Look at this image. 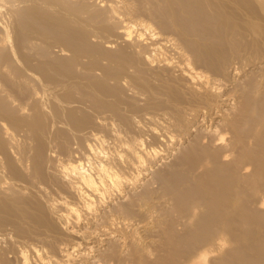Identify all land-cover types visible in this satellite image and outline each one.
<instances>
[{
  "label": "bare ground",
  "instance_id": "1",
  "mask_svg": "<svg viewBox=\"0 0 264 264\" xmlns=\"http://www.w3.org/2000/svg\"><path fill=\"white\" fill-rule=\"evenodd\" d=\"M125 1L0 0V31L6 29L2 26L6 15L10 20L20 18L9 32L18 54L8 51L10 39L4 32L6 36L0 37V233L10 236L8 245L7 240L0 242V264H85L86 250L95 249L74 251L86 240L130 245L133 264H264V216H258L264 215V201L254 200L256 206L253 202L256 192H264V85L262 81L248 85L249 79L242 77L245 82L238 81L250 64H264V0ZM156 25L163 32L156 31ZM173 30L175 39L163 36L166 31L174 34ZM147 31L151 36H146ZM110 45H116L115 50ZM123 83L149 94L157 107L175 112L173 124L179 134L159 136L167 145L206 124L205 132L213 137L210 145L193 143L195 148L185 153L188 156L176 159L178 164L184 162L177 176L168 175L169 180L176 179L175 184L166 183L170 188L165 196L172 200L165 199L170 203H156L148 193L149 183L148 191H139L136 197L131 193L126 204L109 203L123 196V188H135L145 171L128 176L115 170L110 159L102 160L107 154L100 147L107 139L99 135L100 128L104 132L109 127L92 119H101L102 112L109 110L111 119L119 118L126 126L128 119L119 108L125 100ZM243 100L246 104L240 109ZM94 107L107 110L96 108L101 112L97 117L90 113ZM186 111L194 113L195 129L185 123ZM141 143L127 147L123 162L128 167L145 168L150 157L163 156L161 150ZM98 159L99 165L89 170ZM245 164L253 168L251 174L248 167L237 172ZM155 193L157 198L163 192ZM64 194L74 201L60 197ZM58 207L60 213L55 211ZM149 212L157 214L158 220L151 223L160 230L157 247L162 253L158 257L152 253L156 261L146 249L149 245L131 241L135 227L141 228ZM136 218L145 222L135 226L131 221ZM81 222L85 229L78 228ZM176 226L186 231L179 228V232ZM229 232L236 241L229 240ZM61 234L79 237L83 243L73 244ZM116 251L107 250L103 260L99 253L98 260L90 263L106 264L109 257L122 264Z\"/></svg>",
  "mask_w": 264,
  "mask_h": 264
},
{
  "label": "rangeland",
  "instance_id": "2",
  "mask_svg": "<svg viewBox=\"0 0 264 264\" xmlns=\"http://www.w3.org/2000/svg\"><path fill=\"white\" fill-rule=\"evenodd\" d=\"M110 1V0H109ZM127 2V3H126ZM131 3L130 2V0L128 1V0H126L125 1V3L126 4H129V3ZM8 17V18H7ZM10 18V16H8V15H6V18H4V22L6 23L5 25L7 26H5V25H2L3 27H5L6 29H5V31H2V29H1V31H0V37L2 36V37H5L6 35L9 37L7 40L9 41V39H10V41H9V44L7 43V49H8V51H10V53H16V54H18V48L15 46V43H14V37L13 36H9L10 34H9V32H12V31H14V28H15V26H16V21L18 22V19H20L19 17H16V18H11V20L9 19ZM8 19V20H7ZM13 19H14V21H13ZM139 19H141V20H144V21H148V23L149 22H151L150 20H148L146 17H142V18H139ZM152 24H153V22H152ZM12 30H11V29ZM155 28V27H154ZM157 28H158V26L156 25V31H162V30H160L159 28V30H157ZM174 31V30H173ZM1 32H4L6 35H3V33L1 34ZM148 32V33H147ZM146 32V36H148L149 37V35L151 36V32L150 31H147ZM150 32V33H149ZM163 32V31H162ZM161 32V33H162ZM169 32V33H168ZM175 32L176 31H174V34H173V32L172 31H166V33L164 32L163 33V36L164 37H167L169 40H173V38L175 39L176 38V34H175ZM167 34V35H166ZM166 35V36H165ZM96 42V41H95ZM13 43V44H12ZM102 44H104V40H103V43ZM10 46V47H9ZM14 46V47H13ZM112 46L113 47H115L116 48V45H110V47L112 48ZM13 47V49H11ZM6 48V47H5ZM3 49L4 51H6V49ZM110 48V49H111ZM115 48L113 49L112 48V50H115ZM11 49V50H10ZM15 50H16V52H15ZM171 50V49H170ZM170 50H169V52H170ZM172 51V50H171ZM34 52V51H33ZM173 52H170L169 53V55H171ZM15 54V55H16ZM171 56H174V53H173V55H171ZM264 59V58H263ZM263 59H260L261 61L263 60ZM260 60H258V61H260ZM257 61V60H256ZM264 61V60H263ZM248 62V61H247ZM246 62V63H247ZM251 65H253V64H250L249 66H248V68H246V70H245V72L240 76V78H239V83H243V82H245V80H248V82H246V84L248 83V85L249 84H253V83H255L256 84V82L258 83H262L263 82V85H264V74H263V68L262 69H260V70H262L261 72L259 71V67L261 66H263L264 67V64L263 65H253V66H251ZM258 67V68H257ZM254 68V69H253ZM255 68H257V69H255ZM251 70V71H250ZM256 70H257V72L259 73V74H261L262 73V75L261 76H263V77H261L257 72H256ZM253 71H255L254 73H253ZM251 73H253L252 75H251ZM256 75V77L254 76V78H253V75ZM245 75H246V77H245ZM258 75L260 76V77H258ZM249 76V77H248ZM243 79H245V80H243ZM261 78V79H260ZM241 79H242V82H241ZM256 79V80H255ZM257 79H259V81L257 80ZM251 81H253V82H251ZM262 81V82H261ZM237 82V81H236ZM235 82V83H236ZM181 83V82H180ZM238 82H237V84L236 85H238L239 84ZM126 83H123V85L126 87V86H128V89H126V88H124L123 87V85H122V87H121V89H122V91H123V96H124V99L126 100V102H125V100H122L123 102V104L122 103H119V108H120V110H121V112L122 113H124V115H122V116H125V114H126V116H125V118H124V120H126V119H128L127 121L129 122V123H127V121H125L126 122V126H125V124H124V122H123V120H121L122 122L120 123V119L119 118H116L115 116H114V114H113V117H115L117 120H115V119H111L112 118V115L110 114V113H108L109 112V110H107V109H105V108H101V107H98V108H101V112H102V110H107L108 112H107V114H105L104 112H102V117H101V119H100V117L97 119L96 117H95V119L93 118H91L93 121H99V120H102L101 121V123H103L104 125H105V123H106V126H107V128L108 129H104V132H102L103 130V128H100L101 129V133H99V130L97 129V132L99 133V135H103V134H105L106 136H104L105 138H103V139H107V142L105 143V142H103V146L102 147H100L101 149H102V151L104 150V153L105 154H107V155H104V153L102 154V155H104V156H102L101 158H102V160L104 161V162H106V161H108L109 159V162H110V164H111V166L115 169V170H122V171H126L127 173L126 174H128V176H138L140 173L139 172H141L142 170H147L148 172H145L144 171V175L143 174H140L139 175V177H138V184L136 185V186H138V187H136L135 186V188H133L132 190H131V187H125V188H123L122 190V192L124 193L123 194V196L121 197V198H113L114 200L111 202V201H109V203H111V205L112 206H120L121 204H126V201L128 200H130V199H127L126 200V198H129V197H136L137 195L136 194H140V193H142L141 191L142 190H144L145 192L146 191H148L147 190V186H148V188H150L149 186L151 185V189L149 190V192L148 193H150L151 195H152V199L154 200V201H156V203L158 202V201H160V202H164L165 203V201L166 202H168V200H172L171 199V197L170 196H165V193L164 192H166L167 191V189H168V187L170 188V186H168L169 184H167L166 185V183L167 182H172V184H175V183H173V182H175V180H169V176L170 177H172V179L174 178L173 176H177L178 174H179V165L180 164H182L181 162L183 161V160H181L180 161V164H178V162H177V160L176 159H178V161H179V159H182V156H188V154L190 153V152H188V150L190 149L191 150V148L193 149V148H195V146H197V144H202V145H204V144H208V145H210L211 143H209V142H211L212 141V139H213V137H211L209 134H207L205 131H208L209 129L207 128V127H205L206 125H204V126H201V128L199 129L198 128V132H196V131H194V132H196V133H194V132H192V133H187V134H185L184 136L181 134L180 135V137L182 136V139L181 138H179L178 139V141L176 140H174V144H169V145H167V143H166V141L163 139L162 140V137L160 138L159 136L160 135H162L163 134V132L165 133V134H168L169 133V135H178L179 134V131L177 132L176 131V129H175V127H174V117H175V112L173 113L172 111H170V110H167L166 108L165 109H163L164 107H157L156 105H155V103L154 102H152L148 97H147V95L149 96V94H145V93H142V92H140L139 90V92L137 91V89L135 88L134 89V87H133V85H128L129 83H127L126 85H125ZM131 86H132V88H131ZM238 86H245V84H240V85H238ZM264 87V86H263ZM126 89V91H124ZM130 90H132V91H130ZM134 90V91H133ZM137 91V92H136ZM132 92H134L133 94H132ZM126 93H128V95L126 94ZM142 93V94H141ZM131 94V95H130ZM145 94V95H144ZM126 95L128 96V98L126 97ZM141 95H142V97H141ZM132 97V98H131ZM141 97V98H140ZM129 98H130V100L131 101H129ZM250 98V97H249ZM147 99H148V101H147ZM161 99H162V97H161ZM164 99H167V98H165V96H164V98H163V100ZM106 101H108L107 99H105ZM247 100V99H246ZM246 100H243L242 101V104H241V106H240V109L243 107V105L244 104H246ZM109 101H111V98L109 99ZM245 101V102H244ZM154 103V104H153ZM247 103H248V101H247ZM136 105H138L137 106V108H136ZM133 106V107H132ZM245 106V105H244ZM139 107V108H138ZM146 107V108H145ZM149 109H148V108ZM182 107H184V105H182ZM92 108V107H91ZM97 108V107H96ZM95 107L93 108V109H90L89 111H90V113L92 112V113H94V115H96V114H98L99 113V116L101 115V112L99 111H96L97 109H96ZM160 110H159V109ZM138 111H137V110ZM142 109H144V110H142ZM95 110V111H94ZM146 110V111H145ZM149 110V111H148ZM152 110H153V112H152ZM165 110V111H164ZM166 110L169 112H166ZM159 111V112H158ZM98 112V113H97ZM144 112H146V113H144ZM189 111H186V113H183L182 114V116H183V118H184V120H185V123L187 124V125H190L189 126V128L190 127H192L194 124H195V122H197L196 121V118L194 117V113H192L191 114V112L190 113H188ZM91 113V114H92ZM132 113V114H131ZM190 114V115H189ZM94 115H92V116H94ZM104 115V116H103ZM108 115V116H107ZM110 115V116H109ZM168 115V116H167ZM184 115H185V117H188V119L187 118H185L184 117ZM97 116V115H96ZM130 116V117H129ZM133 116V117H132ZM166 118H165V117ZM170 116H171V118H170ZM98 117V116H97ZM108 117V118H107ZM126 117H128V118H126ZM135 117V118H134ZM190 117H192V118H190ZM121 118V117H120ZM106 119V120H105ZM109 119V120H108ZM130 119V120H129ZM132 119V120H131ZM172 119V120H171ZM111 120H113V122L111 121ZM168 120H169V123H168ZM106 121V122H105ZM132 121H133V123H132ZM187 121H188V123H187ZM192 121V122H191ZM114 122H115V124H114ZM171 122V123H170ZM107 123H109V124H107ZM113 125H112V124ZM119 123V124H118ZM123 123V124H122ZM132 123V124H131ZM135 123V124H134ZM118 126H117V125ZM127 124L129 125V127H130V129L129 128H126V127H128L127 126ZM171 124V125H170ZM193 124V125H192ZM122 125V126H121ZM117 126V127H116ZM121 126V127H120ZM134 126V127H133ZM167 126V127H166ZM112 127H113V129H112ZM195 125H194V127H193V129H195ZM117 128V129H116ZM124 129V132H122V129ZM112 129V130H111ZM120 129V130H119ZM132 129H135V130H132ZM138 129V130H137ZM201 129H204V131H202ZM111 130V131H110ZM114 130V131H113ZM128 130V131H127ZM152 132H151V131ZM155 130V131H154ZM201 130V131H200ZM106 131V132H105ZM113 131V132H112ZM116 131H119V132H116ZM151 133H150V132ZM160 131V132H159ZM201 133H200V132ZM108 132V133H107ZM121 132V133H120ZM126 132V133H125ZM156 132H157V134H159V135H157L156 134ZM162 132V133H161ZM168 132V133H167ZM133 133V134H132ZM152 133H155L156 135H154L153 136V138L151 137V135H152ZM204 133H205V135H204ZM110 136H109V135ZM122 136H120V135ZM126 134L128 135V137L126 136ZM136 134V135H135ZM151 134V135H150ZM101 135V136H102ZM207 135V136H206ZM209 135V136H208ZM114 136V137H113ZM126 136V137H125ZM132 136V137H131ZM141 136H143L142 137V139H143V142L141 143ZM116 137V138H115ZM121 137V138H120ZM130 137V138H129ZM110 138V139H109ZM112 138H114L113 140H115V143H114V141L112 140ZM127 138V139H126ZM128 138L130 139V140H128ZM138 138V139H137ZM152 138V139H151ZM158 139V140H156V139ZM212 138V139H211ZM117 139H118V141H117ZM122 139H124V140H122ZM135 139V140H134ZM155 139V140H154ZM104 140V141H105ZM111 140V141H110ZM155 141V143H153L154 141ZM180 140V141H179ZM206 140V141H205ZM108 141H109V143H108ZM113 141V142H112ZM123 141V142H122ZM129 141V142H128ZM133 141H134V143L136 142V141H139L141 144H143V147H145V148H150V147H155L156 149H158V150H161L160 151V153H164L163 154V156H162V154L160 155V157H158L157 159H155L153 156L152 157H150L149 158V161H147V162H145V164H147V165H145L146 167L145 168H140V167H138L137 166V168L135 169H133V168H131L130 166L128 167V165L127 164H125L124 162H123V160L125 161V159L128 157V155H127V147L128 146H132L134 143H133ZM150 141V142H149ZM161 141H165V142H161ZM193 141H195V142H193ZM119 142H121V143H119ZM125 142V143H124ZM161 142V143H160ZM29 143H30V141H29ZM107 143H108V145H107ZM116 145H114V144ZM133 143V144H132ZM195 144V146H194V144ZM125 144V145H124ZM127 144V145H126ZM132 144V145H131ZM145 144V145H144ZM164 146H163V145ZM191 144V145H190ZM179 145H181V146H179ZM98 146V145H97ZM150 146V147H149ZM167 146V147H166ZM170 146V147H169ZM194 146V147H193ZM74 147H76L75 145H73V148ZM165 147V148H164ZM179 147H180V149H179ZM160 148V149H159ZM186 149H187V151H186ZM180 150V151H179ZM163 151V152H162ZM182 151V152H181ZM112 152V153H111ZM169 152V153H168ZM186 152H188V154H185ZM111 153V154H110ZM173 153V154H172ZM176 154V157H175V154ZM180 153H182V154H184V155H182V154H179ZM113 157H112V156ZM178 155V156H177ZM121 157V158H118L119 159V161H118V159H116L117 157ZM115 157V158H114ZM64 158V157H63ZM62 158V159H63ZM112 158V159H111ZM160 158V159H159ZM65 160H66V158H64ZM63 159V160H64ZM155 160V161H153V160ZM159 159V160H158ZM101 159H98V160H94L93 162L94 163H92L93 165H89L88 166V169L89 170H93V168L94 167H97V164L99 165V161H102ZM106 160V161H105ZM121 160V161H120ZM127 160V159H126ZM175 160V161H174ZM115 161V162H114ZM167 161H168V163H167ZM170 161V162H169ZM108 162V163H109ZM121 162V163H120ZM123 162V163H122ZM150 162V163H149ZM154 164H153V163ZM173 162V163H172ZM176 163V165H178L177 166V168L175 167L176 165H174L175 163ZM184 162V161H183ZM118 163V164H117ZM152 163V164H151ZM166 163V164H165ZM171 163V164H170ZM245 163V162H244ZM119 164L121 165L120 167H119ZM247 164V163H246ZM246 164H245V166H243V168H236V170H238L237 172H245V170H244V168H246L247 169V167H248V165H247V167H246ZM95 165V166H94ZM150 165V166H149ZM152 165V166H151ZM242 165H244L243 163H242ZM242 165H240V166H238V167H242ZM91 166H94V167H92L91 168ZM174 166V167H173ZM127 167V168H126ZM144 167V166H143ZM165 167H166V169L167 170H165ZM173 167V168H172ZM251 166H249L248 167V169H249V174H251V170L253 171V168H250ZM119 168V169H118ZM131 170H130V169ZM170 168V169H169ZM176 168V170H174ZM139 169V170H138ZM251 169V170H250ZM133 170V171H132ZM161 170V171H160ZM170 170V171H169ZM173 170V171H172ZM178 170V171H177ZM158 172V173H157ZM161 172H162V175H161ZM166 172H168V173H166ZM133 173V174H132ZM138 173V174H137ZM146 173V174H145ZM148 173V174H147ZM160 173V174H159ZM174 173V174H173ZM131 174V175H130ZM172 174H173V176H172ZM246 174V173H245ZM169 175V176H168ZM140 176L142 177V178H140ZM168 177V178H167ZM166 178V179H165ZM153 179V180H152ZM168 179V180H167ZM151 181V182H150ZM157 181V182H156ZM169 182V183H170ZM146 183H149L150 185H148V184H146ZM143 184V185H142ZM154 184V185H153ZM178 184V183H177ZM170 185H171V183H170ZM144 186V187H143ZM168 186V187H167ZM173 186H176V187H179L178 185H173ZM142 187H143V189H142ZM156 187H158V188H156ZM172 187V186H171ZM156 188V189H155ZM138 190V191H137ZM160 191V194L161 195H164V196H161V195H159L158 194V196H159V199H157L158 198V196H157V198H156V193H159V192H156L155 193V191ZM161 190H162V192H161ZM164 190V191H163ZM166 190V191H165ZM169 190V189H168ZM252 190V189H251ZM250 190V191H251ZM139 191H140V193H139ZM143 191V192H144ZM127 193V194H126ZM132 193V194H131ZM147 193V194H148ZM259 193V194H258ZM133 195V196H131V195ZM264 194V192L262 193L261 191L259 192H256V195H255V197H253V198H255V199H253V202H254V206H256V203H257V201L259 200V203L260 202H263L264 201V197L262 198V195ZM127 195H128V197H127ZM136 195V196H135ZM161 196V197H160ZM264 196V195H263ZM60 197H66L67 198V200L68 201H72L69 197H68V195L67 194H64L63 196L61 195ZM162 197H164V198H162ZM66 198H65V200H66ZM164 200L165 198H168V200L167 199H165L164 201L162 200V199ZM123 199H124V201H123ZM258 199V200H257ZM261 199V200H260ZM117 200V201H116ZM126 200V201H125ZM254 200H257L256 202L254 201ZM263 200V201H262ZM74 201V200H73ZM178 201V200H177ZM118 202H121L120 204H117ZM123 202V203H122ZM172 202V201H171ZM179 202V201H178ZM168 203H170V201L168 202ZM172 204V203H171ZM166 205H168L167 203H166ZM169 206H170V204H169ZM105 208V207H104ZM104 208H102V209H104ZM106 210H108V209H111V206H109V207H107V208H105ZM60 211V208L58 207V208H55V211ZM58 211V212H59ZM60 213V212H59ZM150 213V214H149ZM148 214H147V216H146V218L148 217V219H146L145 221H143L142 219H137L136 218V222L138 223H136L135 221H131V223L133 224V225H140V221L142 220V223H144V224H142V226H141V228L139 227V226H136L135 228H137L136 230H138V232L135 230V232L132 234V236L134 237V238H132L131 239V241H135V243L137 244V245H141L142 243V245L141 246H144V245H149V247L150 248H148V246H147V250L149 251V253H150V258H151V260H153L154 259V257L156 256V257H158L162 252H161V249L159 250L158 249V247H157V241H159V239H160V234L158 233V231H157V229L159 230V226L158 225H155L154 224V222L153 223H151L152 221H154V220H158L157 219V214H155L154 212L152 213V212H149ZM150 215V216H149ZM151 215H153V217L151 216ZM156 215V216H155ZM154 216H155V218H154ZM258 216H260L261 217V219H263L262 218V216H264V215H258ZM152 217V218H151ZM154 218V219H153ZM150 219H151V221H150ZM161 219V218H160ZM149 220V221H148ZM147 221H148V223H147ZM133 222H135V223H133ZM150 222V223H149ZM56 224L57 225H59L60 224V221H56ZM147 224H149V226L147 225ZM153 224V225H152ZM81 225L82 226H87L86 224H84V222H81V224L78 226V228L79 229H85L84 227H81ZM143 225H144V227H143ZM155 225V226H154ZM60 226V225H59ZM151 226V227H150ZM153 226V227H152ZM81 227V228H80ZM145 228V227H148L149 228V230L146 232V231H144L143 230V228ZM176 227H178V226H176ZM183 227V226H182ZM181 226L180 227H178L177 229H178V231L180 232V230H181V232H185L186 231V228H184L183 230L184 231H182V228ZM139 228V229H138ZM179 228H180V230H179ZM152 229H154V230H152ZM156 229V230H155ZM152 230V231H151ZM1 231V230H0ZM8 231V230H7ZM151 231V232H150ZM153 231H156V232H154V233H157L156 235L153 233ZM160 231V230H159ZM64 232V231H63ZM145 232V233H144ZM149 232H150V234H152L153 236H150V234H149ZM6 233V231L5 232H2V234L0 235L1 237H0V242L2 243V244H6L4 241H6L7 240V244L6 245H8V243L10 242V236H2L3 234H5ZM8 233V232H7ZM131 233V232H130ZM136 233H138L137 235H136ZM147 233L149 234L148 236H150L151 238H148V236H147ZM140 235H141V237H140ZM143 235H145V236H143ZM233 235V234H232ZM69 237V239L71 238V242L73 241V244L74 243H77V241L78 242H82L83 243V241L81 240V238H79V237H74V236H71V235H69L68 236V234H64V235H62L61 234V237H63L62 239H65L66 238V240H69L67 237ZM71 236V237H70ZM131 236V237H132ZM147 236V237H146ZM139 237V238H138ZM145 237V238H144ZM154 237H156V238H153ZM229 240H231V238H235V236H233V237H231V234H230V232H229ZM143 238H144V240H143ZM149 239L148 241H147V239ZM158 238V239H157ZM233 238V240L234 241H236L237 240V238H235L234 239ZM4 239V240H3ZM134 239V240H133ZM141 239L144 241V242H142L141 241ZM2 240V241H1ZM80 240V241H79ZM130 241V242H131ZM139 241V242H138ZM140 241H141V243H140ZM149 241H151V242H149ZM154 241V242H153ZM233 241V243L236 245V242H234ZM108 242V241H107ZM149 242V243H148ZM152 242H153V244H152ZM232 242V241H231ZM0 243V247H1V244ZM86 243H90L89 245H86ZM86 243H85V241H84V243L81 245V243H80V246L77 248V251H74V254H78V251H82L83 252V248L85 247V248H90V247H92V250L93 249H95L94 251H89L88 250V252H87V250L84 248V250H86V252H85V256H86V258L84 257V259L86 260V262H83V263H85V264H92V262H96L98 259H97V257L99 256V253H100V257H101V259H102V257L104 258V257H106V255L105 256H103L104 255V253L106 254V253H108V252H110L111 251V253L112 254H114L113 252H114V250L116 251V252H118V253H115V254H118L119 256H121L120 258L122 259H124V261H126V262H124L123 260H121L120 259V261L122 262V264L124 263V264H133L134 262H135V260H133V257L131 258V256L134 254H132V250H134V249H132L131 247V250L129 249V246L127 245V246H124V244L122 245V244H120V246H118V247H114V244H111V241H110V243L108 244H106V241L104 242V244L103 245H100V244H98V243H93V241H91V240H89L88 242H87V240H86ZM140 243V244H139ZM145 243V244H144ZM151 243V244H150ZM156 243V244H155ZM91 244H92V246H91ZM108 246V245H110L109 247V249L107 248V249H105L106 247V245ZM130 244V243H129ZM234 244L232 245V243H231V245L232 246H234ZM5 245V246H6ZM86 245V246H85ZM94 245V246H93ZM105 245V246H104ZM155 245H156V247H155ZM4 246V245H3ZM122 246V247H121ZM146 246H144V247H146ZM232 246H230V244H229V249H231V251L230 252H232V250H233V247ZM114 247V248H113ZM236 247V246H235ZM98 248V249H97ZM101 248V249H100ZM111 248H113L112 250H111ZM134 248V247H133ZM79 249V250H78ZM105 249V250H104ZM104 250V251H103ZM107 250H108V252H107ZM95 251H98V252H96L95 253ZM113 251V252H112ZM76 252V253H75ZM83 252V253H84ZM93 252V253H92ZM102 252V253H101ZM120 252V253H119ZM127 252V253H126ZM130 252V253H129ZM159 252H161V253H159ZM163 252H167V251H163ZM229 252V254H231ZM90 255H89V254ZM95 253V254H94ZM124 253V254H123ZM155 254V256L153 255V254ZM159 253V254H158ZM30 254V253H29ZM28 254V255H29ZM93 254V255H92ZM121 254H123V255H121ZM130 254H132V255H130ZM216 254V253H215ZM87 255H89V256H87ZM151 255H152V257H151ZM13 258H15L13 255H11ZM109 256V255H108ZM124 256V257H123ZM126 256V257H125ZM154 256V257H153ZM11 257V259H13ZM28 257H30V255L28 256ZM96 257V258H95ZM99 257V258H100ZM155 257V258H156ZM31 258H32V256H31ZM88 258H90V260L88 259ZM95 259V261H93ZM101 259H99V260H101ZM125 259H128V260H125ZM13 260H15V259H13ZM92 260V262L90 263V261ZM103 260V259H102ZM133 260V261H132ZM157 259H154L153 261H156ZM89 261V262H88ZM107 261H108V263H107ZM120 261H119V263H120ZM104 261H102V263L101 262H98L97 264H99V263H101V264H104L103 263ZM132 262V263H131ZM167 262H168V260H167ZM118 262L116 261V260H114L113 259V261H112V259L111 260H109V257H107L106 258V264H117Z\"/></svg>",
  "mask_w": 264,
  "mask_h": 264
}]
</instances>
